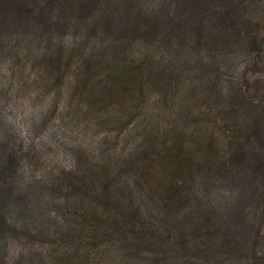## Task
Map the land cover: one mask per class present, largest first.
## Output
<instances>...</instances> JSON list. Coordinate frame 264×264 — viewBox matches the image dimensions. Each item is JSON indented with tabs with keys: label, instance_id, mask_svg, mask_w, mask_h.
Wrapping results in <instances>:
<instances>
[{
	"label": "rangeland",
	"instance_id": "374dc122",
	"mask_svg": "<svg viewBox=\"0 0 264 264\" xmlns=\"http://www.w3.org/2000/svg\"><path fill=\"white\" fill-rule=\"evenodd\" d=\"M247 118L264 0H0V264H264L217 225Z\"/></svg>",
	"mask_w": 264,
	"mask_h": 264
},
{
	"label": "trees",
	"instance_id": "16d2710c",
	"mask_svg": "<svg viewBox=\"0 0 264 264\" xmlns=\"http://www.w3.org/2000/svg\"><path fill=\"white\" fill-rule=\"evenodd\" d=\"M234 6L237 8L239 4ZM246 121L252 125L251 131L236 139L232 150L228 149L242 160L233 167L230 165V172L225 177L227 184L233 186L232 200L227 203L225 213L219 215L217 225L221 237L226 240L245 237L246 231L251 232L257 225L264 224V135L250 118ZM243 203H246L244 207L241 206Z\"/></svg>",
	"mask_w": 264,
	"mask_h": 264
}]
</instances>
